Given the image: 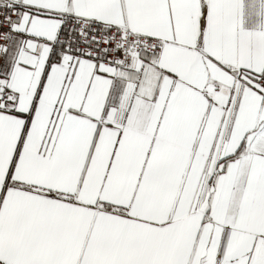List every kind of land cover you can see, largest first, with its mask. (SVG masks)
<instances>
[{"label":"snow or ice","instance_id":"6c2138e0","mask_svg":"<svg viewBox=\"0 0 264 264\" xmlns=\"http://www.w3.org/2000/svg\"><path fill=\"white\" fill-rule=\"evenodd\" d=\"M0 264H264V0H0Z\"/></svg>","mask_w":264,"mask_h":264}]
</instances>
